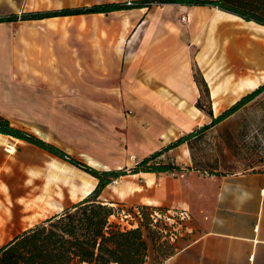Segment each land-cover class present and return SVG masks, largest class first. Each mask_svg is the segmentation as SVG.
I'll return each mask as SVG.
<instances>
[{
    "label": "crops",
    "instance_id": "obj_1",
    "mask_svg": "<svg viewBox=\"0 0 264 264\" xmlns=\"http://www.w3.org/2000/svg\"><path fill=\"white\" fill-rule=\"evenodd\" d=\"M47 1L25 0L29 5L25 9H47ZM61 18L77 22L68 52L65 44L56 53L44 47L35 51L33 45L23 48L18 44L20 34L14 37L0 31V89L16 90L25 84L27 89L57 90L61 96L72 91L64 99L72 98V105L92 110L105 122V131L97 128L95 139L117 161L102 162L106 169L129 168L196 131L245 94L239 91L242 79L247 78L245 83L257 80L256 84L264 75L261 70L260 76H241L246 69L264 68L247 60L264 44V35L258 36L257 30L264 25L209 4L152 2L108 12L4 21L0 29L11 31L16 25ZM244 64L250 68H242ZM197 69L209 89L212 115L196 105L203 93ZM215 72L222 76L215 78ZM236 91L238 95L233 96ZM216 102L221 105L218 111ZM157 159L175 162L182 169L128 173L120 176L111 196H101L112 204L187 210L185 232L172 243L173 253L154 263L153 245L150 249L147 242V264H264V169L200 171L193 167L187 141Z\"/></svg>",
    "mask_w": 264,
    "mask_h": 264
},
{
    "label": "rangeland",
    "instance_id": "obj_2",
    "mask_svg": "<svg viewBox=\"0 0 264 264\" xmlns=\"http://www.w3.org/2000/svg\"><path fill=\"white\" fill-rule=\"evenodd\" d=\"M94 1L104 0H48L49 7L40 10L58 9L55 7L65 5H87ZM11 6L17 10L16 13L31 11L25 9L29 6L25 4V0H0V15L12 13ZM75 24L77 22L73 18H61L29 22L16 25L11 31L6 28H1L0 31L11 36L13 34L14 37L20 34L18 44L23 48L33 45L35 51H40L44 47L49 52L55 50L56 53L58 46L65 44L68 52L73 46ZM2 60L0 52V63ZM247 66L244 64L242 68ZM225 68L228 69L226 74H229L231 70L228 63ZM261 70L264 68L246 69L241 76H260ZM195 74L200 79L199 69ZM218 75L222 76L218 72L214 73L215 78ZM245 80L247 78L242 79L241 84H244ZM261 83H264V79L245 88L241 94L248 93V90ZM226 91L229 94L228 89ZM63 94L65 95L62 97L57 90L40 87L27 89L25 84L16 90L0 89V112L13 126L60 147L69 155L99 167L98 169L102 167L106 169L101 164L106 160L112 164L116 163L114 155L107 153L106 148L95 139L98 137L97 128L105 131V122L102 118L96 117L92 110L86 107L72 105V98L64 99L66 94H73L72 91H64ZM63 101L70 105L58 104ZM210 101L203 91L201 104L205 110L210 107ZM230 105H225L222 110ZM2 134H0V245L34 223L79 200L97 182L96 177L80 167L39 146L9 134ZM188 144L193 167L209 174L264 169V91L222 121L204 131H197V135L190 138ZM10 145L14 147L12 152L8 150ZM135 162L127 167H132ZM129 177L132 176L129 174ZM120 180V177L113 180L110 186L102 190L100 197L111 196ZM110 219L121 225L124 222L116 216ZM143 235L151 249L152 243L145 229Z\"/></svg>",
    "mask_w": 264,
    "mask_h": 264
},
{
    "label": "trees",
    "instance_id": "obj_3",
    "mask_svg": "<svg viewBox=\"0 0 264 264\" xmlns=\"http://www.w3.org/2000/svg\"><path fill=\"white\" fill-rule=\"evenodd\" d=\"M152 2L209 4L244 20L264 25V0H133L131 4H127L126 1L105 2L78 7L12 12L0 15V22L40 19L63 14L108 12L145 6ZM197 81L208 96L205 80L201 77ZM262 91H264V83L242 95L219 115L212 117L209 123H204L196 131L186 133L161 149L144 156L129 169H98L69 155L60 147L13 126L8 118L0 114V133L35 144L97 178L95 186L82 198L34 223L0 245V264H147L148 244L143 229L140 226L125 227L112 221L110 218L115 214L116 207L101 199L102 190L113 180L128 173L180 171L182 169L180 165L169 160H156L157 157L182 142H189L190 138L197 135V131H204L222 121ZM196 105L204 109L200 100ZM206 111L212 115L210 107ZM139 206L143 210L144 228L155 250L154 263L160 262L173 253L172 243L162 231L148 224L149 218L145 207L150 205L139 204Z\"/></svg>",
    "mask_w": 264,
    "mask_h": 264
},
{
    "label": "built area",
    "instance_id": "obj_4",
    "mask_svg": "<svg viewBox=\"0 0 264 264\" xmlns=\"http://www.w3.org/2000/svg\"><path fill=\"white\" fill-rule=\"evenodd\" d=\"M127 4H131L133 0H125ZM181 20L185 21V16H181ZM116 212L112 216L123 220V226L136 227L140 226L143 230L144 215L142 207L137 204H120L113 205ZM151 226L162 231L168 238V241L174 243L185 232V220L189 217V213L185 209H177L164 206H148L145 207Z\"/></svg>",
    "mask_w": 264,
    "mask_h": 264
},
{
    "label": "bare ground",
    "instance_id": "obj_5",
    "mask_svg": "<svg viewBox=\"0 0 264 264\" xmlns=\"http://www.w3.org/2000/svg\"><path fill=\"white\" fill-rule=\"evenodd\" d=\"M257 30L260 32V34H258V36H260L261 34L264 35V29L258 28ZM253 47H254V45H253ZM262 47H264V44H262ZM262 47L261 48H256L257 50L256 51H252L251 52V55L247 58L248 61H251L256 66H261V65L264 66V49H262ZM261 79H264V75H262V76L259 77V80H261ZM256 81L257 80H253V81H250V82H247V83L243 84L242 87L239 89V91L241 92L245 88L252 86L253 84H255ZM214 95H215V92H214ZM235 95H238L237 91H236V93L233 94V96H235ZM220 107H221V105H219V103L216 102V104L214 106L215 110L218 111ZM8 148H9L8 149L9 151H13L14 150L13 145H10Z\"/></svg>",
    "mask_w": 264,
    "mask_h": 264
}]
</instances>
